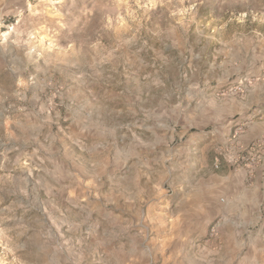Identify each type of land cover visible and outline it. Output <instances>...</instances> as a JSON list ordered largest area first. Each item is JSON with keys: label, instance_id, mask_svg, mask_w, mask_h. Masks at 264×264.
Wrapping results in <instances>:
<instances>
[{"label": "rangeland", "instance_id": "rangeland-1", "mask_svg": "<svg viewBox=\"0 0 264 264\" xmlns=\"http://www.w3.org/2000/svg\"><path fill=\"white\" fill-rule=\"evenodd\" d=\"M0 264H264V0H0Z\"/></svg>", "mask_w": 264, "mask_h": 264}]
</instances>
